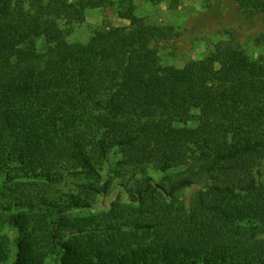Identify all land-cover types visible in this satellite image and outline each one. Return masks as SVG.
I'll return each instance as SVG.
<instances>
[{
	"label": "trees",
	"instance_id": "1",
	"mask_svg": "<svg viewBox=\"0 0 264 264\" xmlns=\"http://www.w3.org/2000/svg\"><path fill=\"white\" fill-rule=\"evenodd\" d=\"M101 8L129 25L66 41ZM232 32L181 70L133 0H0V264H264V57Z\"/></svg>",
	"mask_w": 264,
	"mask_h": 264
},
{
	"label": "rangeland",
	"instance_id": "2",
	"mask_svg": "<svg viewBox=\"0 0 264 264\" xmlns=\"http://www.w3.org/2000/svg\"><path fill=\"white\" fill-rule=\"evenodd\" d=\"M133 5L136 17L143 19L146 24L171 26L178 35L175 43L168 42L159 46L158 56L163 66L186 70L189 62L204 58L215 43L226 39L227 31L236 32L238 49L235 56L239 63L244 64L248 58L264 57V45L255 42L257 37L264 35L263 15H258L254 22L249 24L232 0H163L157 4L148 0H133ZM128 25L129 21L117 18L110 8L88 10L83 23L71 26L66 41L86 43L96 29ZM193 114L197 115V112ZM195 125L194 121L188 124L189 127ZM116 160L117 157H114L113 163ZM261 171L264 172V167ZM151 176L154 180L161 177L153 172ZM1 185L0 178V187ZM193 192L194 189L188 190L187 194ZM117 198H125L119 188H115L108 196L97 198L94 204L95 212L106 210ZM13 235L16 241V231ZM13 251L15 254V246ZM46 264L56 263L48 261Z\"/></svg>",
	"mask_w": 264,
	"mask_h": 264
}]
</instances>
